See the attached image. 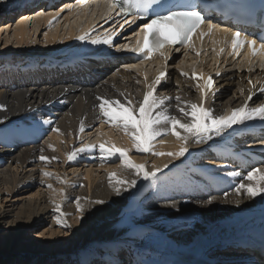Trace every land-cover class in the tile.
I'll return each instance as SVG.
<instances>
[{"label":"bare ground","instance_id":"6f19581e","mask_svg":"<svg viewBox=\"0 0 264 264\" xmlns=\"http://www.w3.org/2000/svg\"><path fill=\"white\" fill-rule=\"evenodd\" d=\"M8 1L10 0H0V16L8 14L5 15V21H2L10 24H0L4 28L2 35H5L3 39L5 44L0 50V65L4 61H6L5 64L11 63L6 59L9 55L38 54L49 48L52 50L61 48L62 44L71 40L75 34L95 25L108 13L104 0H99L96 8L92 4L88 6L89 3L94 2L91 0L70 8L60 18L54 20L52 16L61 11L58 8H51L48 10L51 12L37 17L30 16L38 10L37 8L29 12L23 9L24 13L16 16L18 9L11 6ZM64 2L66 6L69 5V1H63L62 4ZM18 17L23 20L19 21ZM28 18L31 20L28 21ZM78 18H84V20L72 27L71 23H74L72 21ZM49 20H52L51 24ZM60 27L68 29L63 30ZM40 37L41 40L38 41ZM121 43L122 41L119 44ZM92 46L98 49L100 45ZM170 57L173 58L169 59L167 67L164 59L158 58L151 62L148 70L142 64L131 70H126L125 67L106 70L104 77L90 86L61 82L22 86V83L27 80H24L19 73L0 71V105H3L5 109L0 111V121H2L0 122V199L5 196L3 202L6 203L9 196L18 194L24 188L32 187L37 183L46 187L49 184L52 186L51 189L47 187L49 193L36 194L39 198L36 203L29 199L21 201L17 198L14 201H21L18 207L14 204L6 208L0 201V222L11 219L7 225L11 227L8 229L14 238H18L28 226L33 227L37 221L44 222L49 215L52 216L56 212H63L65 220L68 219V214L69 217L76 215L74 212L76 202L77 198H80L83 209L81 215L90 220L84 222V218H75L77 226L82 228L78 229L77 234L59 237L62 239L56 244L57 251L72 252L83 249L89 240H97L105 244L104 247L109 249L111 257L116 259L119 256L122 259L119 260L122 261L121 264H248L249 255L229 256L230 249H227L229 243L225 236L233 234L236 228L234 225L237 224L246 226L257 222L264 230V194L249 199L243 195L237 196L233 192V187L240 182V177H229L225 172H238L241 176L247 173L234 165L232 157L228 159L229 153L216 148V145L226 142L228 137L233 135V128L219 135L213 134L206 142L195 143L193 139H190L186 145L188 151L179 158L168 155L154 156L148 152L140 154L144 156L140 159L131 156V153H136L134 150L130 151L129 158L135 164H143L146 171H152L154 168L163 169L157 173L156 183L136 177L132 170L120 167V163L110 167L109 161L118 157L103 159L104 154L99 150L98 145L104 142L131 149V142L122 131L102 123L101 114L96 106L98 104L96 96L123 100L124 97H120L119 93L124 92L126 96L142 99V93L146 90L145 77L148 82H151L162 71L168 73V78L162 82L159 94L173 98V106L170 108L173 115H180L175 108L174 98L177 95L181 96L182 101L190 100L193 103H199L200 92L195 84L199 83L203 86V80H190L181 76V71L187 73V77H191L195 72L197 76L213 79V89L206 96L205 106L215 109L216 114H223L225 110L240 107L250 93L252 94V100L249 101L250 107H257L264 103V92H261V87H264V70L248 71L243 66L229 63L246 73L240 74L238 70H235L223 75L224 72L221 69H213L208 60L202 59V55L199 56L201 58L199 64L196 61L198 58L189 54L183 56L170 54ZM181 57L182 60L178 62L179 67L174 66ZM189 64L190 67L187 68ZM137 80L141 83L137 84ZM249 80L252 84H249ZM42 117L46 119L43 120ZM24 122L33 125L23 124ZM81 122H83L82 125ZM250 124L256 125L259 129L264 128V122L259 120L251 121ZM81 126L84 128L83 132H80ZM53 128L58 129L59 133L53 132ZM181 134H183L182 131ZM49 145L55 151L51 150ZM86 145L96 147L91 150L77 151L85 148ZM179 146L180 142L169 133L163 137V142H160V138L153 142L152 151L175 152L179 150ZM72 152H76L74 159L71 160L74 163L95 164V167H106L105 170H102L101 174L99 169L85 170L83 174L75 175V177L83 176V181H72L67 184L66 176L64 178L63 174L59 173V169L69 162L66 157ZM41 155L56 159L51 160L50 163H44L40 160ZM210 159L221 161L210 163ZM192 164L198 165L192 166ZM165 165L167 167H164ZM188 166L191 168L188 169ZM248 166L251 170L253 167L263 165H258L252 160ZM27 167L45 170H40L41 174L38 178L34 177L33 170L26 169ZM208 167H214L217 170H203ZM42 171L51 173V177L43 179ZM77 171L74 170L72 174ZM113 172L125 181L130 182L135 179L136 186L129 188L128 191H123L124 186H121V194L117 196L108 181L109 173ZM59 179L64 180L65 183H59ZM55 180L58 183H55ZM73 183H77L75 190L70 187ZM59 187H63V191H66L65 195H60ZM153 187H157V191H161L157 193L163 200L169 202L161 208L160 216L163 218L156 217L154 214L156 208H152L153 212H147L146 215L144 212L141 218H133L135 227L130 231L126 230L122 224L126 218H115L121 217L129 210L127 206L129 202L132 201L131 205H134L139 196ZM136 191H138L137 195ZM225 193L228 195L225 196ZM63 196L64 200L61 201ZM231 196L235 198L232 199ZM97 199L103 200L104 203L101 205L92 203ZM208 199H213L212 204L207 203ZM55 204L61 206L59 211L55 209ZM190 218L193 223H190ZM55 223L56 221L52 220V224ZM187 227L191 232L185 231ZM152 232L162 236L150 235ZM169 232H179L181 237L187 235L189 239L186 241L180 239L176 244L172 239L165 237V234ZM226 232L228 234H225ZM42 233L45 234V231ZM26 236L23 241L31 239L29 235ZM39 236L46 237L43 238L45 240H41V245H46L47 243L44 242H48L47 239L51 238V234ZM28 245L24 243L22 246ZM96 245H98L96 242L91 241L86 247L93 248ZM8 247L6 248L9 249ZM221 247L226 248L227 251L214 255L213 252ZM90 252H86L89 253L86 260L78 258V264H91L89 262L94 261H96L95 264L104 263L102 257ZM74 253H67L65 256L68 258L63 260H75L71 257ZM18 256L22 258L26 255L17 251L13 255L7 254L0 257V262L70 264V262L55 261L56 259L55 262L52 260L46 263L38 260L30 262L31 258H28L29 263H25L21 262Z\"/></svg>","mask_w":264,"mask_h":264},{"label":"snow or ice","instance_id":"6c2138e0","mask_svg":"<svg viewBox=\"0 0 264 264\" xmlns=\"http://www.w3.org/2000/svg\"><path fill=\"white\" fill-rule=\"evenodd\" d=\"M105 2L110 12L115 11L117 16L125 18V23H129V17L132 24L137 21H146L142 26L138 25L140 31L134 33L137 36L135 46H122L126 51L136 53L139 61L137 64L125 65L126 70L138 68L140 64L152 59L157 54L164 59L167 67V61L171 57L166 55L163 50L175 48L177 45L186 50L191 48L192 51L196 52V49L192 47V38L203 24H207V32H200L201 39L213 32H223L228 34L223 42L228 43L230 39L234 53H238V49L246 46L250 56L264 55V37L257 40L242 30L221 27L198 10L195 3L188 2V0H105ZM69 7L71 8V6ZM59 14V12L55 13L52 19L54 20ZM37 15H44V13H37ZM51 23L52 20H49V24ZM90 31L76 36L75 39L79 41L87 40L91 45L114 46L113 36L115 33L103 38L100 36L92 38ZM176 50L179 51L178 48ZM220 51L222 52L224 49L222 48ZM187 54L188 52L185 51V55ZM196 55L199 56L200 52H196ZM176 67H179V64ZM180 75L193 81L203 80V86L199 83L195 84L196 89L200 92L199 103H193L190 100L182 101L179 95L174 98L175 108L179 112V116L173 115L170 111L173 106V98L159 94L162 82L168 78L166 71L160 72L151 82H148L147 77H145L144 87L146 90L142 93V99L126 96L124 92L119 93L120 97H124L123 100L96 96L95 99L98 101L96 106L101 114L102 123L122 131L124 136L131 142V149L118 147L115 143H100L98 147L100 152L104 154L103 159L118 157L120 167L132 170L138 178L145 181L152 180L153 183H156L157 173L163 171V169L154 168L152 171H146L143 164L133 163L129 158L130 151L134 150L135 153L151 152L154 156L168 155L179 158L188 151L186 145L190 139H193L195 143H202L211 139L213 134L219 135L227 129H232L234 125H246V122L256 120L264 122V103L257 107H250L251 93L240 107L231 108L224 114H216L215 109L205 106L206 96L213 89V79L197 76L195 72L191 77H187V73L183 71ZM136 83L140 84L141 81L137 80ZM249 84H252L251 80H249ZM261 92H264V87H261ZM4 110V106L0 105V111ZM82 124L83 122H81ZM52 131L59 133L56 128H53ZM83 131L84 128L81 126L80 132ZM181 131L183 134H181ZM169 133L180 142L179 150L167 153L152 151L153 142L157 138H160V142H163V137ZM261 143H264V140ZM94 147L96 146L86 145L85 148L77 151L91 150ZM49 148L55 151L51 145H49ZM75 155L76 152H72L66 158L71 161ZM54 159L56 158L40 156V160L44 163H50ZM164 167H167V165ZM227 175L234 178L240 177V182L233 187L235 195H243L253 199L264 194V166L253 167L243 176L238 172H227ZM42 176L51 177V173L42 171ZM108 181L109 186L113 188L117 196L121 194V186H124L123 191H128L129 188H134L137 183L135 179L130 182L120 179L115 172L109 173ZM58 182L65 183L62 179H59ZM47 187L51 189L52 186L49 184ZM60 195H64V193L61 192ZM224 195L227 196L228 193ZM212 202L213 199L207 200L208 204H212ZM92 203L101 205L104 201L97 199ZM54 207L59 211L61 206L55 204ZM76 210L77 213L83 212L80 198H77ZM60 215L64 216L65 214L60 212ZM80 218L82 216H78V219ZM56 223L62 225L65 229L70 227L66 221L59 218ZM40 235H44V233H40Z\"/></svg>","mask_w":264,"mask_h":264},{"label":"rangeland","instance_id":"374dc122","mask_svg":"<svg viewBox=\"0 0 264 264\" xmlns=\"http://www.w3.org/2000/svg\"><path fill=\"white\" fill-rule=\"evenodd\" d=\"M91 4L93 5V7L96 8V7H98L99 2H97V1L91 2V3L88 4V6H90ZM23 13H24L23 11L20 12V14H23ZM20 14L18 13L16 16H19ZM81 20H84V18H78V20L75 19L74 21H72L74 23H71V26L74 27V25L79 24L81 22ZM0 22H1L0 24L4 23L3 21H0ZM4 24H9V23L5 22ZM61 29L67 30L68 28H65V27L63 28L62 27ZM2 33H4V28L2 27V25H0V50L4 47V44H5V41L3 40L5 35H2ZM40 40H41V37L39 38L38 41H40ZM40 47L41 46H39V48ZM177 64L178 63L175 62L174 66H176ZM189 67H190V64H189V66L187 68H189ZM146 68H147V70L149 69V67H146ZM42 119L45 120L46 117H42ZM23 124L27 125V124H30V123L29 122H27V123L24 122ZM32 125L30 124V126H32ZM40 143H42V141ZM72 143H74V142H72ZM140 154H142V153H136V154L131 153V156L137 157V158H140V159L144 158V156L140 155ZM109 162H110V167L120 163L118 158H116L114 160H111ZM75 163L73 161H69L68 163H66V165L64 167H60L62 169H59V173L63 174L64 178L66 176L65 181L67 182V184L72 183V181H81V180L83 181V179H84L83 176L75 177V175L83 174L85 170L92 169L93 171H96L97 169H99L98 171L101 174L102 170H105V168H106V167H95V164H85V163L79 164L80 163L79 162V163H76L77 165H75ZM193 165L196 166L198 164H192V166ZM28 168H31V170H33V172H34V177H38V178L40 177V174H41L40 170H45L44 168H38L37 169V168H32V167H27L26 169H28ZM107 168H109V167H107ZM185 168L187 169V167H185ZM190 168L191 167L188 166V169H190ZM215 169L216 168H214V167H208V168L203 169V170L216 171L217 169L216 170ZM74 170H78V171L76 173L72 174V172ZM198 170H202V169H198ZM227 172H229V171H227ZM91 176H93V175H91ZM43 179H46V178L43 177ZM55 183H58L57 180H55ZM76 185H77V183H73V184H71L70 187L74 188V190H75V188L77 187ZM58 189L61 192H63L64 195H65L66 191L65 192L63 191V187H59ZM40 192L49 193V191H48V189H47V187L45 185L37 183V184H35L32 187L24 188L18 194L9 196V198H7L8 201L6 203L3 202L4 199H5V196H3L0 199V201L4 205L3 207H6V208H9L10 207L9 205H14V204L17 205L15 207H18V205H20V202L22 201V199L23 200L29 199V200L35 201V203H36L37 200L39 201V198H38V196L36 194L37 193L40 194ZM157 192H158L157 191V187L156 188L153 187V189L149 188L143 195L139 196V198L137 199V201L135 202L134 205H131L132 201L129 202L127 204V206H129V210L124 215H122L121 217L115 218V219H122V218L125 217L126 219L123 220L122 224L125 226L126 230L130 231V230H132L135 227V226H133V218H136V219L141 218V216H143L144 212H145L144 215H146L147 212H149V213L153 212L152 208H156V210L154 211V214H156V217L163 218V217L160 216L162 214L161 208H163L166 204H169V202L166 201V200H163L161 198V195L158 194V193L161 192L160 190H159L158 193ZM137 194H138V191H136V195ZM32 195H33V197H31ZM17 198L20 199L21 201H19V202L18 201H14V199L16 200ZM231 198L234 199L235 196L234 197L231 196ZM63 200H64V196L61 198V201H63ZM172 202H173V200H172ZM39 203L40 202H38V204ZM72 206H73V204H72ZM74 212H76V215H74L75 217L74 216L69 217L70 215L68 214L67 215L68 219H66V220L64 219L63 216L60 215V212H56L55 214H52V216L49 215V217H47L46 221H44V222L42 220L41 221H37V222L34 223L33 227L28 226L20 234V236L18 238H14V236L11 235V233H10V231L8 229V228H11V227L10 226L8 227L7 222L11 221V219L9 218V219H7L4 222L1 221L0 222V257H2V256L4 257L7 254H12L13 255V253L18 251V253L21 252L22 255H26L24 257L22 256V258H20V256H18V259L22 260L21 262L29 263L28 262V258H31L30 262H37V260H38V261H41V262L43 261V262L46 263L49 260L54 261L56 259L55 261L58 260V262L62 261V262L65 263V262H68V261H64L63 260L65 258H68L65 255H67V253L72 254L73 252H75L74 255H71V257H73L75 260H72V262L70 264H72L74 262H76V264H78V262H77L78 258L79 259L83 258L84 260H86L88 254H89V253H86V252L91 251L90 253H93V254H96L97 256L99 255L100 257H102V260H109V261H115V262L118 261V263H121L122 261H119V260H122V259H120L119 256H117L118 258H116V259L111 257L110 254H109V249L104 247L105 244H102V242H99L97 240L96 241L91 240L93 242H96V244H98L95 247H93L94 249L90 248V247H86V245L91 242L89 240L85 244L83 249L73 250L72 252H65V251L64 252L63 251L60 252L59 250L57 251L56 244L61 242L60 239L64 238L65 236H68L69 234H77L78 229L82 228L80 226H77V223H75V218L78 219V216H82V215H81V213H77V210H75ZM58 218L62 219V220L64 219L66 221V223L68 225H70V227L65 229V228L62 227V225H57V223H55L53 225L52 224V220L56 221ZM82 218H84V222L90 220V218H86V217H83V216H82ZM190 223H193L191 218H190ZM71 225H73V228H71ZM126 230H123V231H126ZM43 231H45V234L43 236L51 234V238L47 239L48 242H44V243H47L46 245H41L42 244L41 240H45L43 238H46V237L39 236L40 233H42ZM185 231L191 232L189 227H187V230L185 229ZM178 233L179 232H176V233L175 232H169V233L165 234V237H168L169 239H172V241L174 243H176V244H177V242L180 239H185V241L189 239V237L187 235L181 237V234H178ZM152 234L155 235V236H159V237L162 236V235L156 234L155 232H152L150 235H152ZM26 235H29L28 237L31 238V239H26V241H23V239H25L27 237ZM61 236H63V237L59 238ZM24 243L25 244H29V245L26 246V247H23ZM184 244H186V243H184ZM8 245H9V247H8ZM6 247H8L9 249H7ZM224 250H226V248L221 247L220 249L215 250L213 252V254L217 255L218 252H222ZM24 251H26V252L29 251V253L25 254ZM25 258H27V259H25ZM98 261H99V259H98ZM94 262H96V261H94ZM101 263L105 264V262L104 263L101 262ZM0 264H5V263H1L0 262ZM7 264H10V263H7Z\"/></svg>","mask_w":264,"mask_h":264}]
</instances>
